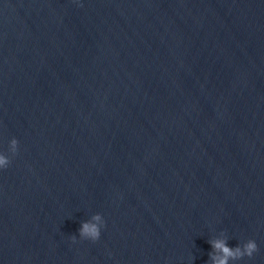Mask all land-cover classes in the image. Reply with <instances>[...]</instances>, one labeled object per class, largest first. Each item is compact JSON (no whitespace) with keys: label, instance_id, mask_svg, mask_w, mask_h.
Returning a JSON list of instances; mask_svg holds the SVG:
<instances>
[{"label":"water","instance_id":"1","mask_svg":"<svg viewBox=\"0 0 264 264\" xmlns=\"http://www.w3.org/2000/svg\"><path fill=\"white\" fill-rule=\"evenodd\" d=\"M0 154V264H264V0H0Z\"/></svg>","mask_w":264,"mask_h":264},{"label":"clouds","instance_id":"2","mask_svg":"<svg viewBox=\"0 0 264 264\" xmlns=\"http://www.w3.org/2000/svg\"><path fill=\"white\" fill-rule=\"evenodd\" d=\"M9 151L13 156L18 151V141L13 138L9 144ZM11 164V159L0 154V169H6ZM105 226V222L100 214H95L90 220L82 222L79 229V237L84 240H90L96 242L101 235V228ZM223 235V233H222ZM73 243L76 242V236H72ZM212 252L209 253V259L212 264H230V262H236L242 260L244 257L249 259L253 257V254L258 251V246L254 240H248L243 245H237L236 247H229L227 239H215L210 240Z\"/></svg>","mask_w":264,"mask_h":264}]
</instances>
